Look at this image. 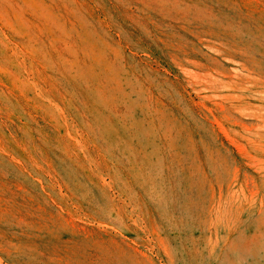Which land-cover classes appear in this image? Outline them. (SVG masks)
<instances>
[{
	"label": "rangeland",
	"instance_id": "obj_1",
	"mask_svg": "<svg viewBox=\"0 0 264 264\" xmlns=\"http://www.w3.org/2000/svg\"><path fill=\"white\" fill-rule=\"evenodd\" d=\"M0 264H264V0H0Z\"/></svg>",
	"mask_w": 264,
	"mask_h": 264
},
{
	"label": "bare ground",
	"instance_id": "obj_2",
	"mask_svg": "<svg viewBox=\"0 0 264 264\" xmlns=\"http://www.w3.org/2000/svg\"><path fill=\"white\" fill-rule=\"evenodd\" d=\"M247 128V127H246Z\"/></svg>",
	"mask_w": 264,
	"mask_h": 264
}]
</instances>
